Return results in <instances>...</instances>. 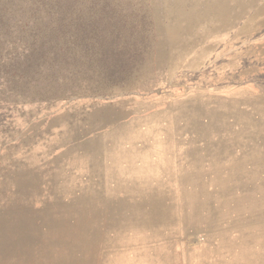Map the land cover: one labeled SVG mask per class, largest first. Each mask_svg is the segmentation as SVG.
Masks as SVG:
<instances>
[{
  "label": "rangeland",
  "instance_id": "obj_1",
  "mask_svg": "<svg viewBox=\"0 0 264 264\" xmlns=\"http://www.w3.org/2000/svg\"><path fill=\"white\" fill-rule=\"evenodd\" d=\"M73 4L97 46L0 86V264H264V0Z\"/></svg>",
  "mask_w": 264,
  "mask_h": 264
},
{
  "label": "trees",
  "instance_id": "obj_2",
  "mask_svg": "<svg viewBox=\"0 0 264 264\" xmlns=\"http://www.w3.org/2000/svg\"><path fill=\"white\" fill-rule=\"evenodd\" d=\"M77 0H0V86L10 88L30 84L37 76L60 72L74 46L76 59L81 46L95 48L101 38L99 20L88 22L73 3ZM75 9L77 15L70 12ZM15 35L17 42H9ZM19 47L3 55L6 45ZM16 50V51H14ZM61 59V62L59 61Z\"/></svg>",
  "mask_w": 264,
  "mask_h": 264
}]
</instances>
